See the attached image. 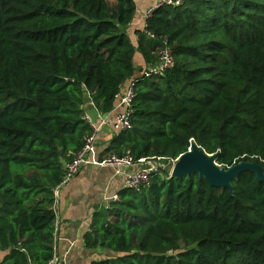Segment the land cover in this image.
Masks as SVG:
<instances>
[{
  "label": "trees",
  "instance_id": "trees-1",
  "mask_svg": "<svg viewBox=\"0 0 264 264\" xmlns=\"http://www.w3.org/2000/svg\"><path fill=\"white\" fill-rule=\"evenodd\" d=\"M136 13L135 0H0V264L54 259L56 190L92 133L87 104L110 114L127 83L133 127L104 156L172 161L195 142L221 167L264 169V0L161 7L137 46ZM166 39L173 67L145 77L137 56L155 68ZM232 186L159 169L121 190L87 237L117 255L93 264H264V181Z\"/></svg>",
  "mask_w": 264,
  "mask_h": 264
},
{
  "label": "crops",
  "instance_id": "crops-1",
  "mask_svg": "<svg viewBox=\"0 0 264 264\" xmlns=\"http://www.w3.org/2000/svg\"><path fill=\"white\" fill-rule=\"evenodd\" d=\"M135 2L137 13L134 22L128 28V34L133 44L137 46L135 33L145 29L144 17L148 10L155 6L156 0H135ZM137 57L139 72L148 70L140 55ZM127 85L128 83L122 88L123 91ZM87 107L89 116L96 122L104 117L91 103H88ZM119 111L120 109L117 108L112 112L110 122L116 118ZM118 134L112 124L101 128L97 139V156L100 159L106 157L103 154ZM138 169L139 166L122 171L100 168L90 160L71 182L56 190L55 264H93L117 255L105 248H89L87 237L93 232L92 226L96 214L108 209L107 199L128 188L129 175ZM5 256L6 251L0 249V263Z\"/></svg>",
  "mask_w": 264,
  "mask_h": 264
},
{
  "label": "built area",
  "instance_id": "built-area-1",
  "mask_svg": "<svg viewBox=\"0 0 264 264\" xmlns=\"http://www.w3.org/2000/svg\"><path fill=\"white\" fill-rule=\"evenodd\" d=\"M183 2V0H156L155 6L148 10L145 15V21L151 18L154 12L164 6H178ZM149 36L154 37L149 33ZM174 65L173 51L170 46L169 40L164 41V47L160 52L159 63L155 68L148 69L144 75L149 78L154 75H162L167 70L171 69ZM120 103L117 105V108L120 109L116 118L110 122V115H105L98 122L94 121L90 116H87V120L92 127V133L85 138V144L82 150L77 154L75 159L68 163L65 167V174L61 185L57 188V191L71 182L84 168L88 161L92 160L93 164L100 168H112L114 170L122 171L125 169L134 168L139 166V169L131 173L128 177V188L134 189L136 191L141 190L144 186L150 184L152 174L157 172L159 169L163 168V165H153L154 161L158 162L161 160L154 159H142L139 162H136L131 153L127 152L124 156H118L113 154L109 157L100 159L97 156V139L101 131V128L105 125H110L118 133L128 132L132 129V110L134 100L136 98V89L135 83L130 82V84L125 89L124 93L120 96ZM114 109V110H115ZM162 162V161H161ZM174 162V161H173ZM176 163V161H175ZM142 164V165H141ZM175 165V164H174ZM119 200V196L115 195L107 199L109 202L108 208H111V204ZM49 264H55L54 259L49 262Z\"/></svg>",
  "mask_w": 264,
  "mask_h": 264
},
{
  "label": "water",
  "instance_id": "water-1",
  "mask_svg": "<svg viewBox=\"0 0 264 264\" xmlns=\"http://www.w3.org/2000/svg\"><path fill=\"white\" fill-rule=\"evenodd\" d=\"M217 158V154L209 155L193 142L190 151L177 159L171 176L181 179L198 174L199 178L206 180L211 187L226 188L231 193L234 190L232 182L245 172L255 173L259 181H264V169L256 163L241 162L226 168L217 164Z\"/></svg>",
  "mask_w": 264,
  "mask_h": 264
},
{
  "label": "rangeland",
  "instance_id": "rangeland-1",
  "mask_svg": "<svg viewBox=\"0 0 264 264\" xmlns=\"http://www.w3.org/2000/svg\"><path fill=\"white\" fill-rule=\"evenodd\" d=\"M89 113V112H88ZM95 121V120H94ZM174 161V162H173ZM175 161H177V160H169V161H158V162H156V161H154V164L153 165H155V166H157V165H160V164H162L163 165V168H165V169H167V170H170L171 172H172V169H173V167H174V164H175Z\"/></svg>",
  "mask_w": 264,
  "mask_h": 264
}]
</instances>
